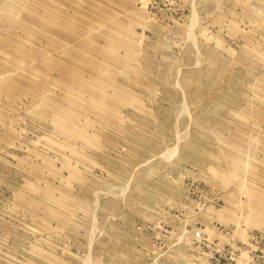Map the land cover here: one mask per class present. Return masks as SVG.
<instances>
[{"label":"rangeland","instance_id":"374dc122","mask_svg":"<svg viewBox=\"0 0 264 264\" xmlns=\"http://www.w3.org/2000/svg\"><path fill=\"white\" fill-rule=\"evenodd\" d=\"M0 264H264V0H0Z\"/></svg>","mask_w":264,"mask_h":264}]
</instances>
